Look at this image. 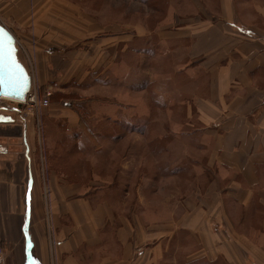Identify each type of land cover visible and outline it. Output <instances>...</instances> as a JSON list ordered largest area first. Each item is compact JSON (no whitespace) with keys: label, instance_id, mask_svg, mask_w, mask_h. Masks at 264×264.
Here are the masks:
<instances>
[{"label":"crops","instance_id":"1","mask_svg":"<svg viewBox=\"0 0 264 264\" xmlns=\"http://www.w3.org/2000/svg\"><path fill=\"white\" fill-rule=\"evenodd\" d=\"M91 4L0 0V24L19 42L18 58L25 46L27 62L20 61L38 92L56 86L75 93L94 120L135 127L141 118L161 128L147 144L162 143V150L148 149L152 164L141 174L143 189H153L154 180L168 184L164 212L155 216L150 203L143 214L144 179L131 183L139 175L137 130L89 136L92 147L99 143L107 153L129 139L114 199L108 181L80 182L55 167L63 151L48 148H62L61 136H45L50 145L37 153L35 132L23 118L19 158L0 164L5 263L264 264V0H165L164 17L152 24L139 9L129 21L123 15L110 23L108 14L103 21ZM114 6L115 15L122 13ZM142 89L168 112L162 123L150 118L147 102L142 107L133 99ZM104 104L117 112L99 113L96 105ZM46 110L60 132H83L71 106ZM175 110L182 116L174 121ZM4 150L0 145V155ZM92 152L86 157L96 159ZM129 190H136L134 201Z\"/></svg>","mask_w":264,"mask_h":264},{"label":"rangeland","instance_id":"2","mask_svg":"<svg viewBox=\"0 0 264 264\" xmlns=\"http://www.w3.org/2000/svg\"><path fill=\"white\" fill-rule=\"evenodd\" d=\"M90 1V3H94L91 4V7L93 9V11L96 12L95 15H98V18L100 20H106L105 17L107 16V19H110L109 22L113 23L115 18L116 19H121L123 18L124 15V21H129L130 17L133 16L134 11H136L137 9H139L140 12V16L141 19L144 21V19H148V24H152L154 23V21L160 20L161 18L164 17L163 14V10L165 11V9L167 8L166 5L164 6V1H156L154 0L152 2V5L154 8L151 7H147L142 3L136 2V1H132V0H76V3H84V2ZM113 4V5H112ZM119 4V5H118ZM117 5L118 7L122 8V13L115 15V6ZM112 7V8H110ZM158 7L160 8V12L158 13ZM166 7V8H165ZM115 10H114V9ZM151 8V9H150ZM104 9H107V12L102 13ZM109 9L111 11H109ZM155 9V10H154ZM101 14V15H100ZM3 20V18H2ZM3 22L5 23V21L3 20ZM16 43V47H17V54H18V49H19V42H15ZM22 55H20V59L21 61L24 60L25 62H27V56H26V49L25 46L22 47ZM26 60H25V59ZM29 68L31 67L30 64H26ZM47 87V86H46ZM68 86H66L65 88H67ZM156 88H162L159 85L155 86ZM34 84L31 87L30 92L28 93L27 98H29V96L33 93L34 91ZM35 90L37 91V95L40 99L43 98V94L46 91H50L51 93H54L57 89L56 86H52L51 89H41V92H38V90L35 88ZM102 90L103 91H106ZM152 90L154 91V86H152ZM101 91L98 90L97 92ZM57 92V91H56ZM145 89H142L139 91V95L138 94H134L133 95V99L135 97L138 96L139 98V105L144 107L147 106L146 102L148 103L149 107H151L152 110L150 113V118L157 120L158 122L160 121L162 123V121L164 120V118H168V112L162 110V109H158L156 108L154 105H152L150 99L148 98V94ZM63 94V93H60ZM64 94H68V93H64ZM112 94V93H111ZM113 95V94H112ZM101 96V95H100ZM49 106H51V104H49ZM48 107H41L39 105H30V103L28 102V99L25 100L24 103H16V102H11V101H7V100H2L0 103V108H7L9 110L8 113L14 114V118L17 120V123L14 125L16 127H10L11 129H8L7 133L12 134V136H5V134L3 133L2 135H0V145L4 146V152H6V154H2L0 155V164L2 166L7 167L8 165H13L14 162L16 160H18L19 155L22 151V146L20 143V137H18L16 134L19 132V127L22 129V125L20 123V121H23L25 118H27V125H31V127L33 128L34 132H35V139H34V143L36 145V152L40 153L45 151L48 146L50 145L49 140H43L44 136L48 137L50 136V134H53L54 130L53 128H51L52 126V121L49 122V129H44L45 127V122L43 120L44 116L45 118H47L48 112H46L49 108ZM99 105H96V108L98 110L99 113L103 112V109H107L106 113L109 114H115L117 111L115 110V107L112 104H104V107H100ZM12 108H15L16 110L13 111ZM86 108V107H85ZM17 109L19 111H21L19 114H16L15 112H18ZM13 111V112H11ZM45 111V115H43L42 112ZM21 116L22 119H18V117ZM104 116V115H102ZM182 116V114L180 115V112L178 110H175L172 114V120H176L179 119ZM24 118V119H23ZM49 118V117H48ZM47 118V119H48ZM99 120H101L102 118H98ZM51 120V119H49ZM87 120H89V126L90 128H92V130L95 132L92 134V138L95 137H101L102 136V132L100 131L101 127L99 128V125L103 124L104 121H99V120H94L91 116L90 118L88 117ZM141 120V118L139 119V121ZM18 126V127H17ZM117 129V130H116ZM150 130H155L157 131L158 129L161 128H149ZM146 133H148L150 130H148V128H145ZM81 131V130H80ZM109 133H120L122 136L126 135L129 132H122V130H120V127L118 129V127L116 128V126H112V128L108 129ZM80 133V144H78L76 146V150L79 151H86L84 155H80L79 151H73L72 149L69 151V154H66L65 152H62L63 150H67V148L65 147H54L52 144L50 145V150H54V151H58V152H62V154L60 155V157L58 158V160H55V167L59 168V170L67 172L68 174H71L69 176L73 177L75 180H78L80 182H85L91 178V177H100V179L104 180V181H108V183L114 185L113 186V198L115 199L116 196V188L119 184V178H118V168H119V164H122V161L120 160V156L124 155V154H128V152L130 151V142L129 139L128 141H126L127 139L124 137L122 139H120L121 143L115 144V152H111L114 150V144L110 145V147H108V150L110 152H106L105 148L102 147V151H99V143L94 144V146L92 147L90 145L89 141V136L86 134L85 130L84 132H79ZM144 134V132L142 131H137V136L139 138L138 142L136 143L137 145V150H138V155L139 158L136 160V162L138 163V161H140V165L138 166L139 169V175L136 176V179L133 180L131 179V183L135 182V181H139V183H141V178L144 179L143 183H141L140 185V189L138 191L139 193V200L141 199L143 201V206H144V210H143V214L147 212L146 206H148V204H153V206H155V213L154 215L157 217L162 216L163 208H162V204L164 201H166L167 194L170 192H167V190L169 189L167 187L168 184H165L162 180H160V182H156L157 180H154V187L153 189H143L142 186L143 184L146 182L147 177L144 176L143 173L144 169L143 168H150L151 166V160L147 159V151L150 148V145L147 144V140H148V136L149 134ZM47 134V135H46ZM65 135H63L64 137ZM135 136V135H134ZM133 136V137H134ZM50 138V137H49ZM97 138V139H98ZM126 141V142H125ZM98 142V141H96ZM103 145V144H102ZM111 149V150H110ZM153 149V148H152ZM92 152L93 154H96L97 158H87L86 155L88 154V152ZM96 151V152H95ZM102 152L101 156L99 155ZM117 158V159H116ZM38 160V157H37ZM39 162V161H38ZM40 163V162H39ZM93 173V174H91ZM75 174V175H74ZM74 175V176H73ZM160 176H158L157 178H159ZM84 180V181H83ZM124 183V182H123ZM132 186H136V184H133ZM132 192V195L129 196V198H132L133 201L137 198V193L136 190L132 191L129 190V192ZM121 192L119 191L118 193V197H120ZM141 212V211H140ZM188 244V243H187ZM192 245V244H191ZM179 258V257H177Z\"/></svg>","mask_w":264,"mask_h":264},{"label":"water","instance_id":"3","mask_svg":"<svg viewBox=\"0 0 264 264\" xmlns=\"http://www.w3.org/2000/svg\"><path fill=\"white\" fill-rule=\"evenodd\" d=\"M15 42L13 34L0 24V103L2 98L24 103L31 85V75L16 57ZM15 124L14 114L0 112V135L4 133L5 136H12L7 131L10 127H16ZM20 127L16 135L22 138Z\"/></svg>","mask_w":264,"mask_h":264},{"label":"trees","instance_id":"4","mask_svg":"<svg viewBox=\"0 0 264 264\" xmlns=\"http://www.w3.org/2000/svg\"><path fill=\"white\" fill-rule=\"evenodd\" d=\"M132 1H136V2H139V3H142L144 4L145 6L147 7H153L152 5V2L154 0H132ZM156 1H159V0H156ZM161 1H165V0H161ZM151 4V6H150ZM166 4H164L165 6ZM151 9V8H150ZM155 10V9H154ZM160 12V8L158 7V13ZM62 92H54L49 100V104H61V105H68V106H71L78 114L79 116V119H80V124H81V127H82V131L86 132V134L90 137H94L92 136L93 133H95L92 128H90L89 126V120H87V118L89 117L90 118V110L88 108V106L86 105V103L84 101H82V98L79 97L77 94L75 93H68V94H60ZM86 107V108H85ZM44 122H45V127L44 129H49L50 126H49V122L50 120H47L46 118H43ZM131 123L130 122H127V121H124L122 122V125H119V126H116V128L120 127V130H122V132L126 131V132H130L132 129L135 131H142L144 132V134L146 133V130L145 128H148V130H150L149 128L151 127H148L146 125V123H143L141 120L138 122L137 126L135 127H131L130 125ZM113 122H104L103 124L99 125V128L101 127L100 131L102 132V136L103 137H113L115 138L116 136L119 137L121 136L120 133H109L108 132V129L109 128H112L113 126ZM115 126V125H114ZM49 127V128H48ZM51 128H53L54 132H53V135H56V136H61L62 140L60 142V146L62 147H65L67 148V150H63V152H69L72 148L76 150V146L79 143V133H74L70 136L64 134V132H60V129L56 126H54V124H52ZM117 130V129H116ZM152 130H150L148 133H146L147 135L151 132ZM47 135V134H46ZM63 135H65L63 137ZM101 136V138H103ZM45 137V136H44ZM71 142H70V141ZM73 140V141H72ZM150 148L151 150L154 152V153H159L161 150H162V143H152L150 144ZM153 148V149H152ZM76 151H79V150H76ZM116 193H119V192H116Z\"/></svg>","mask_w":264,"mask_h":264},{"label":"built area","instance_id":"5","mask_svg":"<svg viewBox=\"0 0 264 264\" xmlns=\"http://www.w3.org/2000/svg\"><path fill=\"white\" fill-rule=\"evenodd\" d=\"M18 51L20 52V45H19ZM51 96H52V93L50 91H46L43 94V98L40 99L37 95V91L34 88L33 93L27 99H28V102L30 103V105H39V106L44 108V107L49 106V100H50ZM0 264H6L5 263V251L1 246H0Z\"/></svg>","mask_w":264,"mask_h":264},{"label":"bare ground","instance_id":"6","mask_svg":"<svg viewBox=\"0 0 264 264\" xmlns=\"http://www.w3.org/2000/svg\"><path fill=\"white\" fill-rule=\"evenodd\" d=\"M16 44V43H15ZM15 47H16V45H15ZM16 49H17V47H16ZM19 54V53H18ZM18 54H17V51H16V57H17V59L20 61V58H18ZM21 62V61H20ZM26 68V67H25ZM28 75H30L29 73H28ZM30 89H29V91L31 90V87H32V79L30 80ZM29 93V92H28ZM28 95V94H27ZM26 95V96H27ZM2 100H7V101H10V100H8V99H5V98H2ZM11 102H15V101H11ZM17 103V102H16Z\"/></svg>","mask_w":264,"mask_h":264},{"label":"snow or ice","instance_id":"7","mask_svg":"<svg viewBox=\"0 0 264 264\" xmlns=\"http://www.w3.org/2000/svg\"><path fill=\"white\" fill-rule=\"evenodd\" d=\"M13 63H15V61L13 60Z\"/></svg>","mask_w":264,"mask_h":264}]
</instances>
